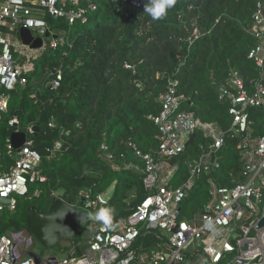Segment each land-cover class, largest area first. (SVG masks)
Masks as SVG:
<instances>
[{
    "label": "trees",
    "instance_id": "1",
    "mask_svg": "<svg viewBox=\"0 0 264 264\" xmlns=\"http://www.w3.org/2000/svg\"><path fill=\"white\" fill-rule=\"evenodd\" d=\"M256 1L175 0L165 15L154 20L145 12L147 0H139V6L130 10L124 4L96 0L85 23L68 25L63 19L46 16L50 30L63 35L70 45L48 49L35 60L27 83L11 92L0 119L1 170L7 171L13 163L7 139L14 128L8 121L16 117L22 131L29 125L38 127L28 138L42 155L38 167L45 181L30 183L28 194L17 198L14 211L0 212V235L17 241L26 231L29 205L47 210L61 198L82 207L80 191L93 195L112 188L109 209L118 215L134 207L145 192L143 174L126 168L129 163L142 168L129 144L143 153L157 148L158 132L151 117L159 112L158 96L170 79L177 81V92L186 98L183 108L227 130L232 121L229 102L219 99V88L231 71H237L246 84L259 73L247 57L257 44L249 32ZM58 69L62 72L60 86L51 89L47 82ZM248 117L252 136H264V106L249 108ZM50 118L53 128L48 126ZM210 140L196 130L184 151L170 161L177 164L180 180L188 177V164L201 155ZM55 142L60 143V149L48 157L46 149ZM237 142L226 141L219 150L220 168L208 174L219 185H231V178L235 182L242 179ZM102 153H110L118 167L113 169ZM206 198L205 191L196 192L185 205L193 211ZM79 229L71 244L77 243ZM57 249L65 248L60 245Z\"/></svg>",
    "mask_w": 264,
    "mask_h": 264
},
{
    "label": "built area",
    "instance_id": "2",
    "mask_svg": "<svg viewBox=\"0 0 264 264\" xmlns=\"http://www.w3.org/2000/svg\"><path fill=\"white\" fill-rule=\"evenodd\" d=\"M95 1L0 0V29L17 33L24 27L34 38H42L41 47L32 49L20 39L12 42L0 31V119L7 111L11 92L27 83L35 60L48 49L70 45L63 35L50 30L45 17L63 19L68 25L77 21L85 23L88 12L96 7ZM110 1L124 4L128 10L140 4L139 0ZM47 31L49 36L44 37ZM249 32L257 44L247 57L257 66L258 77L246 84L237 71H231L225 85L219 88V99L229 102L230 127L221 130L183 108L186 98L177 92V81L168 80L166 90L158 96L160 110L151 117L158 132L157 148L153 153H143L129 144L142 168L132 163L126 168L133 167L143 174L144 197L127 215L110 211L107 221H97L93 218L97 212L110 210V195L80 191L83 206L79 209L88 215L89 234L84 249L78 252L79 244H75L61 260L46 256L42 258L43 264L51 261L54 264H264V225H259L264 218V136L253 137L248 131L251 124L248 109L264 106V0L256 1ZM16 51L21 60L14 59ZM125 67L132 68L129 64ZM61 79L62 72L58 69L47 86L56 89ZM8 123L14 128L12 132L25 133L26 141L14 150L7 139L13 163L7 171L1 170L0 164V197L9 199L7 205H0V212L14 211L16 196H26L30 183L45 181L38 167L42 155L28 138L35 126L29 125L22 131L16 117ZM48 126H55L53 118ZM198 129L211 142L188 164V177L180 180L176 175L177 164L170 161L184 151L186 142ZM227 140H238L235 148L243 164L242 179L235 182L231 178V185H219L208 174L220 168L219 150ZM59 149L60 143L55 142L46 149L48 157H54ZM101 155L110 161L113 169L118 167L111 161L110 153ZM202 185L206 187V201L192 211L185 203L194 193L201 192ZM13 253V239L0 235V264H35L31 256L15 257Z\"/></svg>",
    "mask_w": 264,
    "mask_h": 264
},
{
    "label": "water",
    "instance_id": "3",
    "mask_svg": "<svg viewBox=\"0 0 264 264\" xmlns=\"http://www.w3.org/2000/svg\"><path fill=\"white\" fill-rule=\"evenodd\" d=\"M18 38L23 45L32 49L41 47L42 38L33 37L29 29L19 28ZM49 32H45L44 37H48ZM38 130V127H34ZM10 145L14 150L19 149L26 141L25 133L13 131L9 136ZM8 198L0 197V205H7ZM87 212L70 205L61 198H56L47 210H38L37 206L29 205L26 209L25 227L34 242L41 248L54 247L60 240L72 239L76 230L87 220ZM264 225V218L259 222ZM31 256L35 264H43L42 258L37 254ZM47 264H54L53 261Z\"/></svg>",
    "mask_w": 264,
    "mask_h": 264
},
{
    "label": "rangeland",
    "instance_id": "4",
    "mask_svg": "<svg viewBox=\"0 0 264 264\" xmlns=\"http://www.w3.org/2000/svg\"><path fill=\"white\" fill-rule=\"evenodd\" d=\"M0 31L3 34H5L8 38H10V40L12 42H14V41L18 42L19 38H18L17 33L10 32L6 28H2V29H0ZM47 52H49V51L47 50ZM47 52L45 54H47ZM13 56H14V59H16V60L22 59L17 51L13 52ZM205 189H206V187L204 186V188L201 191L202 194L205 191ZM111 191H112V188H109L104 193L106 196H109ZM55 193H56L55 195L58 194V192H55ZM16 197L18 198V197H22V196H16ZM23 197H25V196H23ZM194 200H196V198ZM204 201H206V199ZM204 201H201V203H202L201 206L203 205ZM79 208H82V207H79ZM188 208H190V206ZM123 214L127 215L128 211L123 213ZM79 228H78L79 229V239H78L77 243L71 244V242H70L71 239H65V240H60L54 247H51V248H41L36 242H34V243L32 242V238L28 234V232L23 231V232H21L20 236L17 237V241L16 242H15V240L13 241V252H14L13 255L15 257H21V256H28L31 254L32 255L37 254L41 258H45L46 256H49L50 259L61 260L65 256V254L67 253L69 248L75 244H79V245H77V251L81 252L84 249V241L87 239L89 231L87 229L86 223H84ZM60 245H63L65 249L64 250H60V249L58 250L57 247Z\"/></svg>",
    "mask_w": 264,
    "mask_h": 264
},
{
    "label": "clouds",
    "instance_id": "5",
    "mask_svg": "<svg viewBox=\"0 0 264 264\" xmlns=\"http://www.w3.org/2000/svg\"><path fill=\"white\" fill-rule=\"evenodd\" d=\"M175 0H147L145 12L148 13L154 20L165 15L166 10L171 8ZM111 210H101L93 217L97 221H107Z\"/></svg>",
    "mask_w": 264,
    "mask_h": 264
},
{
    "label": "flooded vegetation",
    "instance_id": "6",
    "mask_svg": "<svg viewBox=\"0 0 264 264\" xmlns=\"http://www.w3.org/2000/svg\"><path fill=\"white\" fill-rule=\"evenodd\" d=\"M32 242L34 243L33 239H32Z\"/></svg>",
    "mask_w": 264,
    "mask_h": 264
},
{
    "label": "crops",
    "instance_id": "7",
    "mask_svg": "<svg viewBox=\"0 0 264 264\" xmlns=\"http://www.w3.org/2000/svg\"><path fill=\"white\" fill-rule=\"evenodd\" d=\"M201 206V205H200Z\"/></svg>",
    "mask_w": 264,
    "mask_h": 264
}]
</instances>
